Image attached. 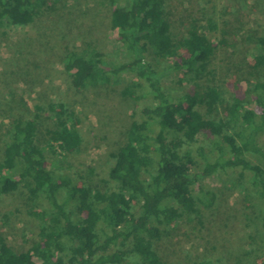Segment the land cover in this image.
<instances>
[{"label":"trees","instance_id":"1","mask_svg":"<svg viewBox=\"0 0 264 264\" xmlns=\"http://www.w3.org/2000/svg\"><path fill=\"white\" fill-rule=\"evenodd\" d=\"M47 2L0 0V26L31 24ZM111 26L132 56L128 68L147 84L146 98L152 101L142 110V119L132 122L125 145L112 155L109 179L115 189L72 186L70 178L57 176L49 168L47 151L67 155L82 143L80 121L65 104L49 106L55 128L47 131L46 146L38 144L41 107H36L32 118H14L0 161V199L24 187L29 201L35 203L43 196L50 210L32 212L42 224L38 241L27 252H15L0 235V264H171L158 254L155 244L183 218L198 216L201 208H211L216 201L215 193L206 188L200 187L198 195L192 192L197 184L192 175L196 161L187 148L201 135L221 138L230 155L225 159L226 151L219 147L221 156L207 163V175L237 167L252 173L251 186L262 203L258 219L264 232V149L258 144L259 135L264 134V33L255 42L258 78L248 85L258 97L234 98L225 107V117L217 119L212 115L225 105L220 90L199 84L213 76L209 67L217 47L212 34L218 30L213 19L193 20L187 34L176 39L166 0H123L112 13ZM170 61L172 67L157 69ZM171 69L182 71L194 90L173 99L163 87ZM65 70L75 89L83 90L106 83L113 69L96 51L69 50ZM132 90L127 88L124 96L134 97ZM62 191L67 194L63 205L59 202ZM70 203L73 210L66 208ZM136 203L141 205L138 216ZM113 247L117 249L110 253Z\"/></svg>","mask_w":264,"mask_h":264},{"label":"rangeland","instance_id":"2","mask_svg":"<svg viewBox=\"0 0 264 264\" xmlns=\"http://www.w3.org/2000/svg\"><path fill=\"white\" fill-rule=\"evenodd\" d=\"M123 0H48L27 26H0V161L11 136L14 118H32L41 107L38 144L46 146L47 131L55 128L51 104H65L75 113L82 143L78 150L65 155L47 151L48 166L57 176H67L72 186H91L112 191L109 179L114 165L112 155L127 142L133 121L142 119V110L152 101L146 98L147 84L128 68L132 56L118 40L111 26L113 11ZM167 18L176 39L188 32L193 20L213 19L218 30L212 38L217 47L210 69L213 76L199 84L218 88L224 107L212 116L225 117V107L234 98L255 100L249 84L257 81L254 53L257 36L264 33V0H166ZM69 50L78 53L98 52L114 70L108 81L77 90L65 70ZM173 61L157 69H167ZM182 71L170 70L163 87L177 99L195 88L185 81ZM133 88L134 97L124 96ZM241 130L237 127L236 132ZM233 131V132H235ZM258 144L264 149V134ZM219 147L230 157L228 147L219 137L201 135L187 148L196 165L192 175L197 184L192 192L198 195L203 187L216 195L211 208H201L198 216L185 217L155 244V250L171 264H262L264 232L258 219L262 203L251 186L252 173L242 167L219 169L207 175V163L220 156ZM248 159L258 162L254 157ZM157 154L153 164L157 167ZM66 191L59 195L63 205ZM73 210V204L67 205ZM50 205L41 197L29 201L28 191L17 192L0 199V235L17 253L27 252L38 241L42 221L32 212H45ZM141 210L135 204L138 216ZM104 240L102 231L100 232ZM113 247L110 253L116 251ZM129 249V247L124 248Z\"/></svg>","mask_w":264,"mask_h":264}]
</instances>
